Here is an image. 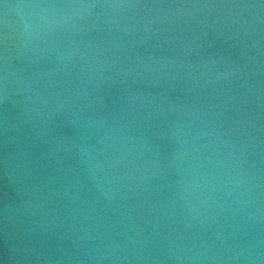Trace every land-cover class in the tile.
<instances>
[{
  "label": "water",
  "instance_id": "water-1",
  "mask_svg": "<svg viewBox=\"0 0 264 264\" xmlns=\"http://www.w3.org/2000/svg\"><path fill=\"white\" fill-rule=\"evenodd\" d=\"M0 264H264V0H0Z\"/></svg>",
  "mask_w": 264,
  "mask_h": 264
}]
</instances>
